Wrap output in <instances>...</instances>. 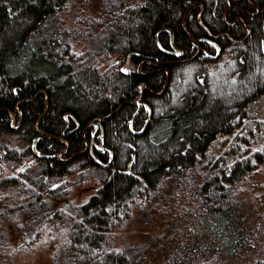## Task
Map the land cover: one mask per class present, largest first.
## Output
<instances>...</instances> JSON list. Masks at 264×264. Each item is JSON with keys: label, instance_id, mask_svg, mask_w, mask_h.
I'll use <instances>...</instances> for the list:
<instances>
[{"label": "trees", "instance_id": "trees-1", "mask_svg": "<svg viewBox=\"0 0 264 264\" xmlns=\"http://www.w3.org/2000/svg\"><path fill=\"white\" fill-rule=\"evenodd\" d=\"M67 1L0 0V133L28 141L1 146L0 218L21 210L28 233L69 224L66 264H151L144 241L109 247L114 229L165 178L185 179L202 164L201 217L158 264H208L207 253L251 249L255 231L234 188L264 161V145L244 155L237 142L207 161L205 153L238 127L250 135L236 138L257 139L247 124L264 97V0H101L83 59L61 28ZM74 170L99 187L85 202L55 206L64 191L53 180ZM248 264H264V244Z\"/></svg>", "mask_w": 264, "mask_h": 264}, {"label": "rangeland", "instance_id": "rangeland-1", "mask_svg": "<svg viewBox=\"0 0 264 264\" xmlns=\"http://www.w3.org/2000/svg\"><path fill=\"white\" fill-rule=\"evenodd\" d=\"M100 5L101 0H68L59 12L61 28L67 29L70 49L75 57L83 59L87 55L88 20L101 16ZM115 57L117 53L114 52L100 60L101 67H108ZM130 65V59L123 64L126 67ZM255 118L257 120H250L247 126L257 137L256 141L248 143V139L243 141L236 138V133L240 136L244 134L247 138L250 135L247 127H238L232 133L222 134L212 142L205 153V161L227 148L234 147L237 142L240 143L244 155L261 148L264 145V97L256 103ZM3 145L22 150L28 145V141L16 132L4 131L0 133V149ZM28 160L23 159L17 165L7 167V173H15ZM204 170V165L197 164L195 168H190L185 179L165 178L157 194L150 197V201L138 198L131 209V221L114 229L109 247L121 248L126 244L144 241L150 245L148 260L151 264L166 261L167 251L173 248L179 238L186 239L189 236L188 228L201 217V198L197 196L194 186L198 180L197 173ZM79 172L74 170L62 179L53 180V184L61 182L64 191L61 201L54 200L55 206L66 199L85 202L99 187L100 183L96 184L91 176L80 182ZM234 193L249 215L250 226L255 231L253 247L249 250L243 249L239 255L233 257L216 252L207 253L201 257V261L208 264H248L259 256L264 244V161L243 176L234 188ZM6 195L7 189L0 187V198ZM12 218H0V263L66 264L62 248L69 237V224L46 221L37 231L28 233L21 210L15 209Z\"/></svg>", "mask_w": 264, "mask_h": 264}]
</instances>
